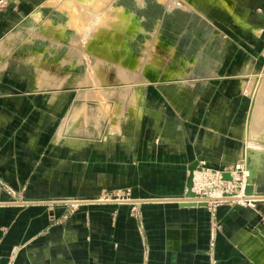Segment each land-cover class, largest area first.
<instances>
[{"label": "rangeland", "instance_id": "1", "mask_svg": "<svg viewBox=\"0 0 264 264\" xmlns=\"http://www.w3.org/2000/svg\"><path fill=\"white\" fill-rule=\"evenodd\" d=\"M67 1L0 0V113L6 111L23 124L30 122L31 134L49 136L48 144L41 143L47 138L41 139L40 151L62 152L57 170L70 183H64L55 194L70 195L72 200L75 197L107 200L111 196L120 200L166 195L184 197L188 165L201 153L199 144L211 133H214L211 141H217L218 147L208 162L223 165L218 158L221 150L230 149L233 158L227 162L226 172L232 174V179H225L220 170L195 171L194 190L198 196L212 198L218 193L222 199L244 193L249 175L245 167V147L258 152L251 156V162L258 173L255 178L258 191L264 192V140L261 143L250 141L247 132L254 102L252 92L264 81V15L254 13L252 8L254 4H264V0H246L248 3L244 6L238 2L239 14L234 11L235 0H231L230 8L226 6L227 0H216L226 8L220 10L198 7L196 0L169 8V0H159L169 10L179 12L174 19L175 28L185 46L182 49L174 39L161 33L166 29V22L158 10V13L153 12V22L158 19L155 24L147 18L149 14L144 25L139 17L140 30L124 37L129 42L127 51L141 58L147 44H154L157 39L164 45L172 41L170 52L174 55H166L162 63L164 67L182 70L184 61L188 63L185 73L171 81L143 85L140 81H130V85L118 79L113 81L112 85L116 86L110 92L111 98L92 80V58L75 49L81 39H86V33L81 28L82 21L77 20L78 28L67 26L73 13V8L65 6ZM128 2L133 3L134 10L126 8ZM136 2L143 7L146 0L124 3L115 0L113 6L138 15ZM186 9L193 13L187 14ZM98 16L100 14L91 17V22L100 21ZM49 25L55 33L61 30L62 36H50ZM144 26L149 33L136 38L140 32H146ZM191 41L197 45H191ZM39 54L43 56L42 64L46 69L55 65L52 74L58 80L37 93L41 90L37 86L39 74L43 72L27 57ZM138 86L142 91L136 115L119 121L114 108L120 105L123 112L127 107L123 100L134 95L131 92L122 98V94ZM12 99L16 101L13 107L8 104H12ZM83 111H88V115ZM77 112L83 117L80 125L72 129L68 122ZM100 114L102 118L98 122L96 118ZM215 122L218 127L213 126ZM60 128L71 142L54 146L50 139ZM19 131L18 127L10 126L5 133H24ZM0 188L7 194V202L27 199L23 188L11 185L1 174ZM132 206L144 230L138 204ZM205 208L209 217L208 254L213 263L216 262V245L230 214H222L223 208L241 213V217L246 215L248 226H255L250 230L255 231L260 224L264 228V205L263 210H258L247 201L218 200ZM252 234V239L264 248L256 231Z\"/></svg>", "mask_w": 264, "mask_h": 264}, {"label": "crops", "instance_id": "2", "mask_svg": "<svg viewBox=\"0 0 264 264\" xmlns=\"http://www.w3.org/2000/svg\"><path fill=\"white\" fill-rule=\"evenodd\" d=\"M254 5L253 12L264 15V4ZM40 92L43 91L37 93ZM13 102L16 101L12 99V104H8L13 107ZM10 126L24 133L7 135L5 130ZM31 126L30 122L16 121L6 111L0 113V174L11 185L23 188L27 199L72 200L70 195L54 192L70 183L57 170L62 152L40 151L41 139L47 138L41 141L46 144L50 137L31 134ZM213 126L219 125L215 122ZM213 135L199 144L201 153L193 161L199 158L205 162L213 157L218 147L217 141H211ZM64 141L71 139L60 128L50 144ZM218 158L226 169L233 157L230 149L225 148ZM170 197L178 195L162 198ZM7 199L0 188V264H264V257H257L264 256V248L252 239L255 231L249 229L246 215L241 217V213L228 208L222 210V214H230L216 245L213 263L208 254L209 217L205 207L168 202L138 204L142 230L132 211L133 204L125 202L50 207L12 206L6 204ZM107 200H112V196Z\"/></svg>", "mask_w": 264, "mask_h": 264}, {"label": "bare ground", "instance_id": "3", "mask_svg": "<svg viewBox=\"0 0 264 264\" xmlns=\"http://www.w3.org/2000/svg\"><path fill=\"white\" fill-rule=\"evenodd\" d=\"M114 1L115 0H68L65 4L66 7L73 8L72 10L70 9L73 12L70 11L73 15L71 14L72 19L67 26L77 27V20L84 23V26H81V28L85 31L84 34L86 33V36L84 35L86 39H81L79 41V38L78 41L80 42V45H77L75 49L81 50V52L92 58L93 71L91 77L95 84L104 89V95L107 96V98L108 96L110 98L112 97L110 92H112L116 86L112 84L113 81H117L118 79L123 82L125 81L127 84H130V81H140L142 82L141 85H143L146 83H155L156 81L165 82L180 78L181 75L185 73L184 68L188 63L186 64L183 61L182 70L164 67L162 63V60L166 58V55H174L173 52H170L173 45L172 41L168 42L169 44L164 45L160 42V39H157L154 44H147L144 56L141 58L134 57L128 53L127 49L129 42H127L125 38L128 35L135 33L137 30H140L141 20L139 17L141 16H139V14L130 13L123 8L114 7ZM163 2L165 1L163 0ZM168 3L169 8H171L178 5L189 4V0H169ZM232 5L233 2L231 0L226 1V6L228 8L232 7ZM98 13L100 14L98 17H100L101 20H97L98 23L97 21L96 23L91 22L90 18H93L95 14L99 15ZM95 20L96 19H93L92 21ZM47 30L50 36H62L61 30L55 33L56 31L52 29V26L50 25L47 27ZM42 58V54L27 57L29 62L34 63L38 67V70L43 72L39 74L40 76L37 84V86H39L38 89L41 90L55 85L58 80L57 77L52 74L55 73V65L46 69L42 64ZM141 88L142 87L138 86L131 91L126 90V93L123 92L125 95L122 94V98H126V94L131 92L134 96L124 99V103L121 101L124 105L127 104V107L124 108L123 112L120 109V105H117V107L114 108V115L119 121L121 119H126L128 116L136 115V105L138 102V96H140L142 91ZM252 94V96H254V102L249 112L247 130L248 139L250 141L261 143L264 140V81L260 88L255 93L252 92ZM85 111H83V114L88 115V111ZM82 117L83 115L77 112L70 118L68 123H70L72 129H76L80 125ZM101 118L100 114L96 119L99 122ZM88 120L89 119L86 121L88 122ZM207 162L208 161L205 160V162H201V164H206ZM220 171L223 173L226 172V169H223V165L220 168ZM219 197H221V195L217 193V195L212 198ZM233 198L245 201V194L241 192ZM255 231L261 241L264 242L263 226L260 228L258 226ZM255 242L257 244V241ZM257 257L261 259L264 256L259 255Z\"/></svg>", "mask_w": 264, "mask_h": 264}, {"label": "water", "instance_id": "4", "mask_svg": "<svg viewBox=\"0 0 264 264\" xmlns=\"http://www.w3.org/2000/svg\"><path fill=\"white\" fill-rule=\"evenodd\" d=\"M245 153V160H246V170L249 172V175L246 180V185L244 188L245 198L244 200L254 204L257 206L258 210H263L264 205V192L258 191L257 185L255 183V178L257 177V169L255 165L251 162V156L257 154L258 152L252 148H246ZM213 169V170H220L221 166L215 162H207L206 164H201L200 159L196 158L193 162L188 165L189 176L187 178L186 186L187 192L185 193L184 197H170V198H134V199H124L120 201L119 199H112V200H100V199H86V200H59V201H37L31 199H25L24 201H17V202H8L7 205L12 206H33V205H40V206H54L57 204L60 205H87V204H104V203H119L125 202L128 204H142L146 202H168V203H178L181 206H188V207H208L209 203L212 201L218 200H229V201H237V198H233L231 196H226L223 199L219 198H209L207 196H198L195 192L194 188V175L195 171L200 169ZM223 177L225 179L231 180L232 174L230 172H224ZM1 205V204H0ZM262 225H259V228ZM251 228L255 226L250 225Z\"/></svg>", "mask_w": 264, "mask_h": 264}, {"label": "flooded vegetation", "instance_id": "5", "mask_svg": "<svg viewBox=\"0 0 264 264\" xmlns=\"http://www.w3.org/2000/svg\"><path fill=\"white\" fill-rule=\"evenodd\" d=\"M125 1L126 0H122L123 3ZM196 1L198 3L197 4L198 7L201 6V5H203L208 10H216V9H219L220 10L221 8L222 9H226V8H223L220 5V3L217 2L216 0L214 2H212L213 0H196ZM205 1H207V2H205ZM235 1H238V0H235ZM238 2H241V4H243L242 6L246 5V3H248V1H246V0H239ZM132 4L133 3L128 2L126 8L132 9L133 8L132 7ZM134 4H135V2H134ZM136 4H137V2H136ZM132 10H134V9H132ZM158 10L161 12V14H163V16L165 17L164 20L166 22V29L164 30V32H161V33L164 34V36H166L168 38L174 39V41H176L181 48H182V46H185L184 45L185 41L183 39L179 38V35L176 33L174 19H176V17L178 16V14H179L178 11L175 12L174 9L173 10H169L165 6V4H163L159 0H146L145 5L143 7H139L138 4H137L135 12H137L142 17V25H144L143 24V21L146 19V15L148 16V14H149V17H147V18L151 21V23H154L155 24V22L158 19L153 22V12L158 13ZM236 10H237V4L234 6V11L237 14H239L238 11H236ZM185 11L189 15L191 13H193V11L192 10H189V9L188 10L186 9ZM143 13H145V15ZM159 20L161 21V19H159ZM246 22H248V21H246ZM145 30H146V32H140L136 36V38H138L141 34L147 35L149 32L147 31L146 27H145ZM195 44H196L195 41H191V45H195Z\"/></svg>", "mask_w": 264, "mask_h": 264}, {"label": "built area", "instance_id": "6", "mask_svg": "<svg viewBox=\"0 0 264 264\" xmlns=\"http://www.w3.org/2000/svg\"><path fill=\"white\" fill-rule=\"evenodd\" d=\"M194 179H195V178H194ZM204 194H205V193H204ZM204 194H203V195H204Z\"/></svg>", "mask_w": 264, "mask_h": 264}]
</instances>
